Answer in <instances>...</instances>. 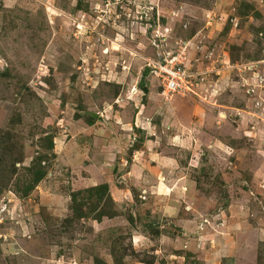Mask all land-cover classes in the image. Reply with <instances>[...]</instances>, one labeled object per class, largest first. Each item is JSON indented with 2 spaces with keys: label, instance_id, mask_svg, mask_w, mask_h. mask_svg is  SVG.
I'll return each mask as SVG.
<instances>
[{
  "label": "rangeland",
  "instance_id": "rangeland-1",
  "mask_svg": "<svg viewBox=\"0 0 264 264\" xmlns=\"http://www.w3.org/2000/svg\"><path fill=\"white\" fill-rule=\"evenodd\" d=\"M0 264H264V0H0Z\"/></svg>",
  "mask_w": 264,
  "mask_h": 264
},
{
  "label": "built area",
  "instance_id": "built-area-1",
  "mask_svg": "<svg viewBox=\"0 0 264 264\" xmlns=\"http://www.w3.org/2000/svg\"><path fill=\"white\" fill-rule=\"evenodd\" d=\"M180 42L184 45L177 50L163 52L156 57H144L146 73L157 82L159 94L163 96L175 92L192 93L193 88L203 80V72L194 71L187 65V42Z\"/></svg>",
  "mask_w": 264,
  "mask_h": 264
},
{
  "label": "crops",
  "instance_id": "crops-1",
  "mask_svg": "<svg viewBox=\"0 0 264 264\" xmlns=\"http://www.w3.org/2000/svg\"><path fill=\"white\" fill-rule=\"evenodd\" d=\"M219 68V67H218ZM215 70V69H214ZM219 70H220V68L217 70V73L219 72ZM216 74V73H215ZM217 77H220V78H217ZM221 77H223V76H219L218 74L217 75H215V80H214V82H213V84H207V85H209L208 86V88H210V89H213V90H219V89H221V88H223L226 84H225V82H222V81H224ZM224 78V77H223ZM205 85V84H204ZM135 86V85H134ZM133 86V87H134ZM206 86V85H205ZM256 88L258 87V86H255ZM219 88V89H218ZM188 95V94H187ZM220 96V94H216V95H214V96H212V99H215L216 100V103H214V105H212V106H220V103H219V99H218V97ZM218 103V104H217ZM195 105V106H194ZM193 106L194 107H196L197 109L198 108H200L201 107V104H194ZM196 108H193V109H196ZM219 108H221V107H219ZM196 109V110H197ZM198 110H200V109H198ZM198 112V111H197ZM138 113V111L136 112V114H135V116L133 117V119H132V121L130 122V125L132 126V128L133 127H135V128H133L134 130H138V131H140V129L142 130V131H144V129L146 128V126L150 123L151 125H152V123L151 122H149V120H145V123H143V124H141V125H137V123H136V121H139V115L137 114ZM197 115H199V113H196ZM134 120H136V121H134ZM199 120H200V118H198L197 116L196 117H194V122H199ZM192 122V121H191ZM191 122H187V125H190L191 124ZM134 123V126L132 125ZM162 124V123H161ZM163 127H162V129L164 130V131H169L168 129H166L164 126V123H163V125H162ZM176 127L178 128V133H176V134H174V136H176V137H178V139H176V140H180V141H183V140H186V142H188V141H190V140H193L192 138H193V132H190V134H191V136H190V134L188 135V136H186L185 137V135H183L182 136V133L183 132H185L186 131V128L184 127V129H181V123L179 124V125H176ZM190 129H192V126H190ZM192 131V130H191ZM170 132V131H169ZM147 135L149 136V137H151L152 138V136H151V133H148L147 132ZM147 136V137H148ZM172 135H169L168 137L169 138H172L171 137ZM183 137H185V139H183ZM177 141V142H178ZM164 162H166L167 164H170L171 163V161H164ZM166 165H164V167H165ZM165 168H169V167H165ZM167 170V169H166ZM138 199V198H137ZM150 213L151 214H155V215H158V213L156 212V209L153 211V213L150 211ZM154 220H155V217H154ZM157 221H153L152 222V225H157ZM160 226H161V223H159V228H160ZM157 232V231H156ZM226 249V248H225ZM155 251H156V248H155ZM218 251L220 252H222L223 251V249H222V247H221V249L219 248L218 249ZM223 257H224V255H223Z\"/></svg>",
  "mask_w": 264,
  "mask_h": 264
},
{
  "label": "trees",
  "instance_id": "trees-1",
  "mask_svg": "<svg viewBox=\"0 0 264 264\" xmlns=\"http://www.w3.org/2000/svg\"><path fill=\"white\" fill-rule=\"evenodd\" d=\"M144 72L146 73V70H144ZM48 146L51 145V139L48 140ZM33 178H32V183H31V186H29V188L26 190L27 192L30 190V188H32V186L38 182V180L42 177L43 173L41 170H36L34 173H33ZM258 262V260H257Z\"/></svg>",
  "mask_w": 264,
  "mask_h": 264
},
{
  "label": "water",
  "instance_id": "water-1",
  "mask_svg": "<svg viewBox=\"0 0 264 264\" xmlns=\"http://www.w3.org/2000/svg\"><path fill=\"white\" fill-rule=\"evenodd\" d=\"M145 91H146V88H145Z\"/></svg>",
  "mask_w": 264,
  "mask_h": 264
}]
</instances>
